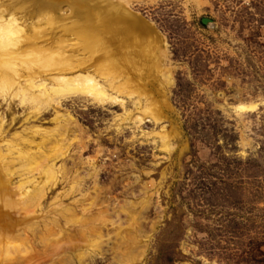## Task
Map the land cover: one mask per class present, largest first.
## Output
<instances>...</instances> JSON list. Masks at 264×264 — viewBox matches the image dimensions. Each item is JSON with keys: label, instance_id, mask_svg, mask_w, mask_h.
Returning <instances> with one entry per match:
<instances>
[{"label": "rangeland", "instance_id": "obj_1", "mask_svg": "<svg viewBox=\"0 0 264 264\" xmlns=\"http://www.w3.org/2000/svg\"><path fill=\"white\" fill-rule=\"evenodd\" d=\"M131 7L166 39L162 67L172 83L165 93L153 77L148 83L160 119L124 121L121 105L63 100L59 111L84 132H68L55 160L57 184L39 212L60 204L101 212L96 222L111 240L91 264H124L111 249L119 239L122 256L131 244L138 254L125 264H264V0H134ZM241 102L257 106L240 111ZM127 108L136 111L131 100ZM30 111L0 99L6 139L54 126V109L25 120ZM77 173L84 177L76 181ZM26 176L39 177V169Z\"/></svg>", "mask_w": 264, "mask_h": 264}, {"label": "bare ground", "instance_id": "obj_2", "mask_svg": "<svg viewBox=\"0 0 264 264\" xmlns=\"http://www.w3.org/2000/svg\"><path fill=\"white\" fill-rule=\"evenodd\" d=\"M133 1L0 0V99L30 108L28 121L50 108L55 112L53 127L35 126L30 135L15 132L11 139H6L0 116V264H91L105 237L111 240L110 230L105 234L96 222L102 221L101 212L92 207L80 212L60 204L48 214L39 210L57 184L61 168L55 160L65 153L61 149L68 132L74 138L84 132L73 115L59 111L63 100L86 97L101 105H121L124 121L160 119L161 106L148 83L151 77L158 80L163 93L172 83L162 67L167 43L151 21L132 9ZM129 100L136 111L127 108ZM256 106L237 104L240 111ZM166 134H161L165 149ZM33 143L45 147L39 152L25 148ZM35 168L41 179L25 177ZM16 173L22 177L18 184ZM77 174L76 181L84 177ZM118 241L111 245L115 257L124 264L138 258L129 250L132 244H127V257L122 256L125 243Z\"/></svg>", "mask_w": 264, "mask_h": 264}]
</instances>
